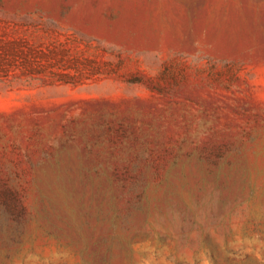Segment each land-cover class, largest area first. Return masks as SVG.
Here are the masks:
<instances>
[{
  "label": "rangeland",
  "instance_id": "374dc122",
  "mask_svg": "<svg viewBox=\"0 0 264 264\" xmlns=\"http://www.w3.org/2000/svg\"><path fill=\"white\" fill-rule=\"evenodd\" d=\"M0 264H264V0H0Z\"/></svg>",
  "mask_w": 264,
  "mask_h": 264
}]
</instances>
